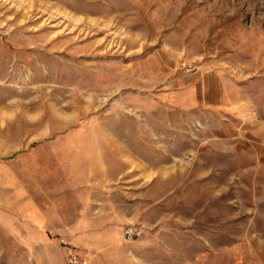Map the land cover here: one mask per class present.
Listing matches in <instances>:
<instances>
[{"label":"rangeland","instance_id":"rangeland-1","mask_svg":"<svg viewBox=\"0 0 264 264\" xmlns=\"http://www.w3.org/2000/svg\"><path fill=\"white\" fill-rule=\"evenodd\" d=\"M196 71L254 118L165 124L158 92ZM69 246L87 264L264 262V0H0V264H69Z\"/></svg>","mask_w":264,"mask_h":264},{"label":"crops","instance_id":"crops-1","mask_svg":"<svg viewBox=\"0 0 264 264\" xmlns=\"http://www.w3.org/2000/svg\"><path fill=\"white\" fill-rule=\"evenodd\" d=\"M157 99L159 106L157 117H161L165 124L169 126L181 125L188 127L193 124H202L208 127L210 125L209 121L214 123V119L221 120L225 124V119L228 117H231V119L249 117V120H252L253 115H255L254 108L245 104L240 88L236 84L230 83L217 71H196L174 77L169 81V86L158 92ZM126 152L125 156H137L133 150H127ZM131 161L133 162V159ZM137 162H139L138 159ZM141 162L143 163V161ZM142 165L145 168L142 177L147 178L149 166ZM161 171L165 172L163 169ZM132 194L134 192H131V200H126L129 203H134L132 198L135 196ZM142 198L146 200L137 202H147V196ZM122 218L124 220L130 219L126 216L125 218L118 216L115 219L122 220ZM74 233L76 235L85 234L84 231Z\"/></svg>","mask_w":264,"mask_h":264},{"label":"built area","instance_id":"built-area-1","mask_svg":"<svg viewBox=\"0 0 264 264\" xmlns=\"http://www.w3.org/2000/svg\"><path fill=\"white\" fill-rule=\"evenodd\" d=\"M144 232L145 227L143 225L128 226L124 230V238L128 241H133L141 238ZM66 249L69 264H87V259H84L75 247L69 246Z\"/></svg>","mask_w":264,"mask_h":264}]
</instances>
